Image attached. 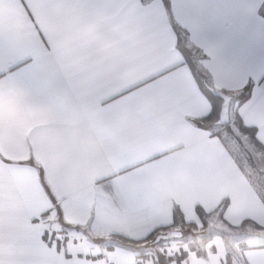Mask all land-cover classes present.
Returning <instances> with one entry per match:
<instances>
[{"label":"crops","instance_id":"crops-1","mask_svg":"<svg viewBox=\"0 0 264 264\" xmlns=\"http://www.w3.org/2000/svg\"><path fill=\"white\" fill-rule=\"evenodd\" d=\"M177 30L207 85L231 97L228 124L254 128L264 149V0H0L3 264H153L113 236L144 239L176 208L198 226L195 207L225 199L209 219L218 244L159 252L264 264L263 196L200 125L211 102Z\"/></svg>","mask_w":264,"mask_h":264},{"label":"trees","instance_id":"trees-1","mask_svg":"<svg viewBox=\"0 0 264 264\" xmlns=\"http://www.w3.org/2000/svg\"><path fill=\"white\" fill-rule=\"evenodd\" d=\"M178 34V44L179 49L181 50V53L183 55V58L185 62L190 66L191 71L196 77V80L199 84V87L201 91L209 98L211 102V110L210 112L203 118L199 119V123L201 126H203L206 129H209V131L212 133V135H216L224 144H227L228 139H236L237 136L245 137L249 142H251L255 147L259 149H263V147L260 145L256 138V132L254 128L246 127L244 126L237 117H234L233 122L231 124H228L226 126L220 127L215 124L217 118H218V112L220 108V99L213 97L209 90L207 89V80L205 76H203L196 68V64L194 63L193 59L189 55L188 52H186L182 46H181V38H180V32L177 30ZM250 85H247L245 89L238 94L234 99H237L238 102L244 101L248 97ZM230 140V139H229ZM238 160V158H237ZM252 183L256 186L255 181L252 180ZM259 186V185H258ZM259 189V188H258ZM227 206V200H223L219 206L212 212L206 213L204 210H202L199 206L195 207L196 215L199 219V223L202 230L206 229L207 222L210 218V216L216 212L219 215L224 211L225 207ZM246 223H242L240 226L237 227H231V229H242L245 226ZM197 225L193 223H186L182 217L181 212L176 208L173 211V220L172 223L165 227H160L154 229L151 233H149L144 239L141 240H131L123 236H113V238L118 239L120 242L123 243V245L134 249L136 251L140 250V247L144 245H149L153 242L154 238L158 234L166 233L168 231L177 230L183 233L184 230H192L196 228ZM181 255H175V256H165L163 253L159 251H155L153 254L154 263L153 264H168L173 259L177 258V260H180L178 257ZM138 259L144 257V255L139 254L136 256Z\"/></svg>","mask_w":264,"mask_h":264},{"label":"rangeland","instance_id":"rangeland-1","mask_svg":"<svg viewBox=\"0 0 264 264\" xmlns=\"http://www.w3.org/2000/svg\"><path fill=\"white\" fill-rule=\"evenodd\" d=\"M188 53L195 63V56L190 52ZM227 139H228V144L230 145L232 150L236 153L234 154L235 157L238 158L240 164L242 165L246 173H248V175L255 181V184L257 186L259 185L258 187L263 196L262 198L264 199V165L261 162L262 159L261 156L258 154V151L256 150V148L252 146V144L248 142H243L239 138V136L237 139H231V138H227ZM217 225L219 224L218 222H216V220L214 222L208 220L205 230L200 229L201 226L199 223L196 228L190 231L184 230L181 238L173 239L176 241V243L172 242L171 240H169L170 241L169 243H167L168 241H163L157 245H152L150 243L149 245H144L140 247L139 251L141 253L144 252L149 255H153L155 251H163L166 253H171L172 250H175L179 246V243L187 248L190 247L192 249L199 251H207L213 245L219 243L217 242L219 238L221 239L223 238V234L219 232ZM232 230H234L233 232L238 233L237 231H240L242 229H232ZM168 244L172 246L170 248H166Z\"/></svg>","mask_w":264,"mask_h":264},{"label":"water","instance_id":"water-1","mask_svg":"<svg viewBox=\"0 0 264 264\" xmlns=\"http://www.w3.org/2000/svg\"><path fill=\"white\" fill-rule=\"evenodd\" d=\"M206 87L213 97H216V98L220 99V101H221L219 112H218V118H217L215 124L217 126H220V127L228 125V123H229V104L231 101V97L229 95L223 93V92L214 91L208 85H206ZM181 237H182V232L177 231V230H172V231H168L166 233L156 235L151 244L157 245L160 242L169 241V240H173V239H179Z\"/></svg>","mask_w":264,"mask_h":264},{"label":"snow or ice","instance_id":"snow-or-ice-1","mask_svg":"<svg viewBox=\"0 0 264 264\" xmlns=\"http://www.w3.org/2000/svg\"><path fill=\"white\" fill-rule=\"evenodd\" d=\"M0 264H3V261H0Z\"/></svg>","mask_w":264,"mask_h":264}]
</instances>
